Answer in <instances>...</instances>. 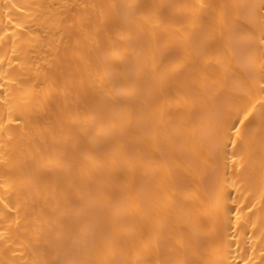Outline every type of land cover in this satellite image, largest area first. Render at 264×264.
<instances>
[{"label": "snow or ice", "instance_id": "1", "mask_svg": "<svg viewBox=\"0 0 264 264\" xmlns=\"http://www.w3.org/2000/svg\"><path fill=\"white\" fill-rule=\"evenodd\" d=\"M241 261L264 264V0L0 2V264Z\"/></svg>", "mask_w": 264, "mask_h": 264}, {"label": "bare ground", "instance_id": "2", "mask_svg": "<svg viewBox=\"0 0 264 264\" xmlns=\"http://www.w3.org/2000/svg\"><path fill=\"white\" fill-rule=\"evenodd\" d=\"M0 2H3V0H0ZM16 2L23 3L26 2V0H16ZM41 2H47V3H66L69 2V0H41ZM71 2H82V0H71ZM95 2L98 3H111V2H119V0H95ZM190 2H198V0H190ZM215 2H234V0H215ZM259 0H257V3ZM32 136L33 139L31 141L26 140L22 145L18 148L19 153V163L21 165H24L26 167L32 168V169H39L43 163V156L50 150V134L43 128L42 124L37 125L33 127L32 129ZM48 138L47 142H45V138ZM259 205L257 206V209H254L253 211H256L258 213ZM246 215H251V213H246ZM233 220H235V216H233ZM253 220L259 224L258 216H254ZM241 223H243V219L241 220ZM35 227L39 228L40 225L36 224ZM254 230L251 228V225L247 228V234L250 235ZM27 235V233H22V236ZM236 239L232 240L231 235L229 237V242L232 244V252L235 255L237 252H240L241 255H243L244 250L248 249V254L251 255V248L249 247L252 244H256L257 247H259V238L254 237L253 239L249 240L248 235L245 234V230L243 228H240L238 232L235 234ZM237 244H239V248H237ZM255 255H259L257 252ZM19 259V257H16ZM240 257L237 256V260H239ZM242 264V261H241Z\"/></svg>", "mask_w": 264, "mask_h": 264}]
</instances>
